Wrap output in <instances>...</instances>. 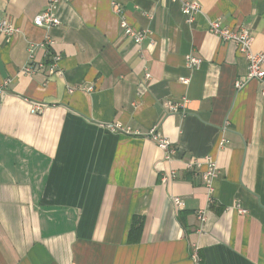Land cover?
<instances>
[{
    "label": "crops",
    "instance_id": "1",
    "mask_svg": "<svg viewBox=\"0 0 264 264\" xmlns=\"http://www.w3.org/2000/svg\"><path fill=\"white\" fill-rule=\"evenodd\" d=\"M110 1L64 0L59 25L44 29L33 19L47 0H0V17L18 28L0 35V264H191L194 248L201 264H264V79L235 88L247 60L209 30L213 20L246 29L263 51L264 0H196L191 22L177 1L116 0L148 31L138 44ZM30 47L44 63L34 73L24 70ZM208 154L211 203L187 168Z\"/></svg>",
    "mask_w": 264,
    "mask_h": 264
},
{
    "label": "built area",
    "instance_id": "2",
    "mask_svg": "<svg viewBox=\"0 0 264 264\" xmlns=\"http://www.w3.org/2000/svg\"><path fill=\"white\" fill-rule=\"evenodd\" d=\"M64 0H47L45 8L38 13L34 19L33 24L42 27L44 29H49L51 27L59 25L60 21L55 15L57 7L60 2ZM177 1L180 4V10L185 16L187 22H191L194 16L200 11V5L196 0H172ZM110 5L114 13L120 14L119 27L124 36L128 37L133 41L134 44L140 43L147 35V30H136L132 28L121 14V7L119 2L116 0H111ZM209 30L217 35L222 41H233L238 49V51L243 55L247 60V74L245 77L235 81V88L239 89L249 80H263L264 79V50L255 52L252 50L253 36L252 34L243 28L240 29H231L229 27L223 26L218 20L210 21ZM18 32V28L11 24L8 20L0 17V35H13ZM54 40L50 37H46L41 43L40 46L44 47L48 53L50 48L53 46ZM33 48L28 49L30 64L25 67V72L34 73L37 68L44 67L42 61H34L33 57ZM59 56L57 54H52L51 61L47 65V71L49 74L55 72V66ZM202 59L194 56L186 57V65L189 69H196L200 66ZM148 77V74L146 75ZM180 82L186 85L189 82L188 77H180ZM264 95V91H263ZM187 102V99H183L182 104L179 103H168L169 110L178 111L179 106L184 107V104ZM42 111V105L39 103H32L30 106V112L36 114ZM185 111V110H183ZM185 113V112H183ZM125 132H128L129 129H122ZM148 136L157 144V146L162 149L166 155H169L173 152L171 143L167 138L162 137L158 134L156 127H151L148 132ZM224 139L220 140L219 145L222 146ZM187 168L200 172L201 180L207 190L208 202H213V192H214V180L217 176L218 170L216 166V160L212 155L208 154L203 157V159H195L187 163ZM175 176L174 171L162 176V181L166 182L168 179ZM173 204L177 208H182V201L179 197H172ZM237 211L242 214L246 213L245 209L239 207L238 204L234 206ZM198 218L201 221L205 220V216L202 211H198ZM191 264H201V257L199 256L197 248H194L190 254Z\"/></svg>",
    "mask_w": 264,
    "mask_h": 264
},
{
    "label": "trees",
    "instance_id": "3",
    "mask_svg": "<svg viewBox=\"0 0 264 264\" xmlns=\"http://www.w3.org/2000/svg\"><path fill=\"white\" fill-rule=\"evenodd\" d=\"M133 231H135V232H138V227H131V229H130V232H129V236L133 233Z\"/></svg>",
    "mask_w": 264,
    "mask_h": 264
}]
</instances>
